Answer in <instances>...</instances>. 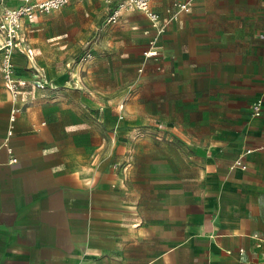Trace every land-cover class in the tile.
<instances>
[{
  "label": "crops",
  "instance_id": "crops-1",
  "mask_svg": "<svg viewBox=\"0 0 264 264\" xmlns=\"http://www.w3.org/2000/svg\"><path fill=\"white\" fill-rule=\"evenodd\" d=\"M116 3L22 20L16 99L0 70V264H264V0H191L163 32L137 9L104 23Z\"/></svg>",
  "mask_w": 264,
  "mask_h": 264
},
{
  "label": "built area",
  "instance_id": "built-area-1",
  "mask_svg": "<svg viewBox=\"0 0 264 264\" xmlns=\"http://www.w3.org/2000/svg\"><path fill=\"white\" fill-rule=\"evenodd\" d=\"M70 0H21V3L16 7H8L5 5V0H0V52L1 62L0 70L4 87L9 92L11 98L16 99L21 93V86L25 85L27 80L23 77H18L14 73L13 63V51L15 49L24 51V46L21 45V24L22 20L32 21L38 13H48L54 9L61 8ZM112 1V0H107ZM175 6V10L170 13L168 18H164L160 13L156 12L151 7V0H117L116 5L112 8L111 12L107 15L104 23L117 22L120 15L124 10L137 9L142 11L151 27L158 32H163L167 24L172 19H177L179 11H190L191 0H171ZM143 54L146 57L157 56V50L148 47L144 50ZM88 53H84L80 59L88 56ZM32 82H35L37 86H44V82L34 75ZM122 109V105L119 106ZM262 110V99L259 98L252 105V111L255 115H259ZM15 109H12L10 118H13ZM11 133V132H10ZM146 134L145 130L136 128L132 134V138H139ZM264 148V144L260 146ZM11 163L16 161V157H12L9 160ZM239 166L246 168V164L243 163L241 157L235 159L230 167Z\"/></svg>",
  "mask_w": 264,
  "mask_h": 264
},
{
  "label": "rangeland",
  "instance_id": "rangeland-1",
  "mask_svg": "<svg viewBox=\"0 0 264 264\" xmlns=\"http://www.w3.org/2000/svg\"><path fill=\"white\" fill-rule=\"evenodd\" d=\"M151 42V39H149L148 43L149 45H151L150 47L153 48V45L150 43ZM26 52L29 54V56L31 57V59L35 62L34 60V56H33V53H32V49L29 48L28 46H26L25 48ZM76 56V54H74L73 57H68V61L70 62V65H69V68L71 66V64L73 62H76V60H74L73 58ZM103 71L102 72H105V68L102 69ZM138 77V73L134 74V72L132 71V77ZM141 77H144V80L142 81H137V84H133L132 85V88L130 90V96L129 97H135L136 100L139 98L140 94L144 93H149L152 94L153 91H151V86L148 87L146 85V82L145 80H149V79H152L155 77V74L154 73H147V74H142ZM149 95V94H148ZM152 105V104H150ZM178 112V119L182 120V121H186V122H189V123H192V124H195V117H191L190 115L187 114L186 110L185 109H182L181 107V104H180V107H179V110L177 111Z\"/></svg>",
  "mask_w": 264,
  "mask_h": 264
}]
</instances>
